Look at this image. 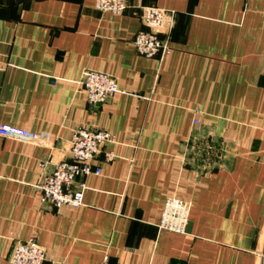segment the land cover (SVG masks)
<instances>
[{
	"label": "crops",
	"instance_id": "crops-1",
	"mask_svg": "<svg viewBox=\"0 0 264 264\" xmlns=\"http://www.w3.org/2000/svg\"><path fill=\"white\" fill-rule=\"evenodd\" d=\"M128 2L112 14L96 0L0 1V264L32 237L44 264H264V0ZM145 4L176 11L163 57L133 42ZM87 68L118 81L97 107ZM79 127L115 141L84 203L52 208L37 184ZM195 137L222 147V163L187 162ZM168 196L192 203L184 233L159 226Z\"/></svg>",
	"mask_w": 264,
	"mask_h": 264
},
{
	"label": "built area",
	"instance_id": "built-area-1",
	"mask_svg": "<svg viewBox=\"0 0 264 264\" xmlns=\"http://www.w3.org/2000/svg\"><path fill=\"white\" fill-rule=\"evenodd\" d=\"M95 7L103 13L122 14L129 7V2L96 0ZM141 20L143 27L133 40L137 52L146 57H163L169 54L172 49L170 34L176 21V11L156 4H145L141 6ZM80 83L91 107L101 105L120 90L114 75L98 69H85ZM195 123L201 124L199 119H196ZM114 141V134L107 129L77 128L70 140V158L54 163L53 169L43 174L37 184L42 194V202L58 209L81 206L87 187L86 176L101 172V166H95L94 162L101 154L103 145ZM225 154V150L211 137H195L189 140L184 156L191 165L210 170L222 163ZM110 156L111 153L106 152L105 157L109 159ZM191 208V201L168 196L159 223L160 228L186 232ZM48 258L47 247L33 237L15 240L7 255L8 264H44ZM105 259L108 261V257Z\"/></svg>",
	"mask_w": 264,
	"mask_h": 264
},
{
	"label": "trees",
	"instance_id": "trees-1",
	"mask_svg": "<svg viewBox=\"0 0 264 264\" xmlns=\"http://www.w3.org/2000/svg\"><path fill=\"white\" fill-rule=\"evenodd\" d=\"M1 1V0H0Z\"/></svg>",
	"mask_w": 264,
	"mask_h": 264
}]
</instances>
